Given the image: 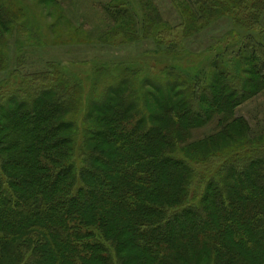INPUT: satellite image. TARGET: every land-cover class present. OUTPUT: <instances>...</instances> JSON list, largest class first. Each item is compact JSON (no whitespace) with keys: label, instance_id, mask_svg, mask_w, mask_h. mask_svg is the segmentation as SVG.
<instances>
[{"label":"trees","instance_id":"trees-1","mask_svg":"<svg viewBox=\"0 0 264 264\" xmlns=\"http://www.w3.org/2000/svg\"><path fill=\"white\" fill-rule=\"evenodd\" d=\"M254 46L251 77L220 68L187 93L153 87L142 117L131 95L107 89L82 130L79 167L76 124L63 118L68 88L6 113L15 135L0 139V264H264V157L246 154L264 131L236 117L264 89L262 48ZM210 125L208 136L172 156L176 140ZM238 154L219 171L208 168Z\"/></svg>","mask_w":264,"mask_h":264},{"label":"rangeland","instance_id":"rangeland-1","mask_svg":"<svg viewBox=\"0 0 264 264\" xmlns=\"http://www.w3.org/2000/svg\"><path fill=\"white\" fill-rule=\"evenodd\" d=\"M192 2L208 4L200 9ZM254 43L264 58V0H0V139L15 135L3 122L6 113L13 115L18 105L32 109L43 94L54 96L66 87L71 104L63 118L76 124L80 144L73 162L79 167L87 156L82 130L94 123L93 104L107 89L131 95L142 117L148 111L145 94L153 87L187 93L220 68L251 77L247 47L259 51ZM236 117L263 136L264 89L239 106ZM212 131V125L190 130L186 142L176 140L172 156L181 157L183 147ZM263 139L251 142L248 152L240 145L242 154L264 157ZM240 156L211 159L208 168L219 171ZM210 174L198 171L203 178ZM199 176L192 187L197 201ZM195 256L202 258L200 252Z\"/></svg>","mask_w":264,"mask_h":264}]
</instances>
